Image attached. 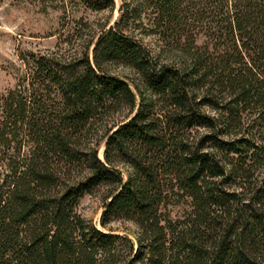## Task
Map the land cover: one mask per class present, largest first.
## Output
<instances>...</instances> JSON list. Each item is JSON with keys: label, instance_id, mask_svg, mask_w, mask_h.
Returning a JSON list of instances; mask_svg holds the SVG:
<instances>
[{"label": "trees", "instance_id": "obj_1", "mask_svg": "<svg viewBox=\"0 0 264 264\" xmlns=\"http://www.w3.org/2000/svg\"><path fill=\"white\" fill-rule=\"evenodd\" d=\"M57 1L0 95V264H264V0Z\"/></svg>", "mask_w": 264, "mask_h": 264}, {"label": "rangeland", "instance_id": "obj_2", "mask_svg": "<svg viewBox=\"0 0 264 264\" xmlns=\"http://www.w3.org/2000/svg\"><path fill=\"white\" fill-rule=\"evenodd\" d=\"M114 10L101 13L78 11L74 18L83 17L91 24L111 25L118 18V8L122 0H113ZM128 1V0H126ZM63 18L58 1L51 0H0V95L13 88L17 70L20 69L18 54H44L52 51L60 30ZM66 33V32H65ZM144 43L151 48L155 39L145 37ZM111 71L123 78H133L126 68H112ZM103 147L99 150L102 157ZM99 193L85 195L77 206V213L96 228L101 229L99 219L103 210ZM185 206H167L171 216H179ZM106 229L132 240L135 227L123 220L112 221Z\"/></svg>", "mask_w": 264, "mask_h": 264}]
</instances>
